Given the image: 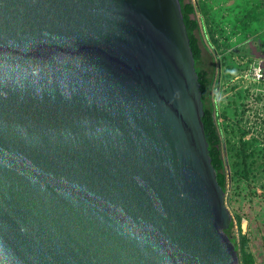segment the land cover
<instances>
[{"label": "water", "instance_id": "95a60500", "mask_svg": "<svg viewBox=\"0 0 264 264\" xmlns=\"http://www.w3.org/2000/svg\"><path fill=\"white\" fill-rule=\"evenodd\" d=\"M181 0H0V264H241Z\"/></svg>", "mask_w": 264, "mask_h": 264}, {"label": "rangeland", "instance_id": "374dc122", "mask_svg": "<svg viewBox=\"0 0 264 264\" xmlns=\"http://www.w3.org/2000/svg\"><path fill=\"white\" fill-rule=\"evenodd\" d=\"M194 1L203 38L217 65L213 98L228 175L226 203L234 220L232 236L240 254H252L253 264H264V232H260L264 225V166L250 181L237 179L229 142L230 136L238 139L247 132L244 138H256L252 149L264 164V0ZM254 44L263 48L260 55ZM251 191L261 196L245 211V194ZM255 209L253 218L242 214Z\"/></svg>", "mask_w": 264, "mask_h": 264}, {"label": "trees", "instance_id": "16d2710c", "mask_svg": "<svg viewBox=\"0 0 264 264\" xmlns=\"http://www.w3.org/2000/svg\"><path fill=\"white\" fill-rule=\"evenodd\" d=\"M184 19L187 25L191 46L196 59V68L199 74L201 82V90L203 93V102L205 108V115L203 121L205 124L206 136L209 141L210 154L212 156V161L217 169L218 180L223 188L227 191L228 175L226 171V163L223 156L222 148V135L219 130V124L216 119L215 114V102L213 98L214 84L216 78L217 65L213 52L208 47L202 34L201 23L197 15V6L194 0H181ZM234 132V129L231 130ZM247 132H243L241 137L238 139H233L231 136L229 142L231 144V156L234 159L233 162V173L234 176L239 180L250 181L253 175H256L260 169V166H264L261 158L258 156L256 150L253 151V145L256 142V138L245 139ZM233 135V133H232ZM259 157V158H258ZM261 193L257 191H251L245 194L246 205L244 210L249 207L254 206L257 197L261 196ZM248 202V203H247ZM249 207V208H250ZM243 210V215H247L250 218L256 213V209L252 210L250 214ZM234 225V220L232 221L230 227L227 229L228 234L231 236L232 240L236 244L237 241L234 236H232V228ZM263 228L260 232H264ZM264 242V235L262 236ZM241 264H253L251 260L253 258L252 254L242 252L240 254Z\"/></svg>", "mask_w": 264, "mask_h": 264}, {"label": "crops", "instance_id": "0c3cea01", "mask_svg": "<svg viewBox=\"0 0 264 264\" xmlns=\"http://www.w3.org/2000/svg\"><path fill=\"white\" fill-rule=\"evenodd\" d=\"M244 21H245L244 24H246V17H244ZM244 30H246V27L244 28ZM248 35H251V34H248ZM253 47H254V50L257 52L256 53L257 55H260L261 54V51H263V48L261 47V45L254 44Z\"/></svg>", "mask_w": 264, "mask_h": 264}]
</instances>
